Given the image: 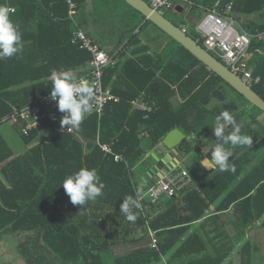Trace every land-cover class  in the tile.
<instances>
[{
    "label": "trees",
    "instance_id": "trees-1",
    "mask_svg": "<svg viewBox=\"0 0 264 264\" xmlns=\"http://www.w3.org/2000/svg\"><path fill=\"white\" fill-rule=\"evenodd\" d=\"M193 1L210 6L216 0ZM75 2L81 8L86 0ZM229 3L239 15L260 14L264 19V0H224L225 5ZM8 5L16 9L10 18L21 33L23 51L0 59V118L50 95L48 77L52 70H71L80 78L86 75L80 70L92 60L89 51L72 42L66 0H0V6ZM195 11L199 13L197 8ZM245 29L252 39L249 66L254 69V77L260 78L252 89L264 99V42L259 41L264 25ZM189 30L193 37L187 33L197 41L194 27ZM199 44L203 46L201 41ZM164 51L156 59L145 57L127 61L121 68L110 66L104 74V85H112L121 102L106 107L100 139L102 143L115 142L114 152L123 155L128 164L116 162L96 143V114L85 117L74 134H55L48 141L47 135L63 116L55 103L50 105L52 118L43 121L44 132L25 136L22 131L27 122H19L17 132L25 146L43 139L23 154L13 152L0 130V166L4 164L2 178L6 182L0 177V240L7 235L26 234L27 240L19 246L26 264H52L50 256L55 264H159L160 252L146 244L122 255L113 252L120 244L138 245L146 238H136L145 222L140 209L134 210V222L120 213L124 198L136 195L131 169L147 154L141 135L150 134V149L176 128L192 135L197 131L192 117L204 112L212 100L221 103L213 115L228 110L244 127L243 134L252 137V145L233 149L229 162L235 166V173L215 170L201 179L192 174L197 187L187 192L181 203L178 197L167 204L164 200L151 226L161 230L160 250L168 257V264H234V254L241 264H255L259 248L246 240V231L258 221L264 227V130L253 129V121L258 119L254 110L258 116L264 113L251 107L247 111L252 112V124H242L245 112L240 113V108L248 104L242 95L172 38ZM122 82L123 89H117ZM226 86L238 99L229 98ZM142 93L158 103L149 119L142 112H132V101ZM176 95L185 100L180 108L171 101ZM185 149L191 152L189 145ZM83 167L95 168L105 187L94 202L80 207L71 204L62 181ZM231 186L234 189L230 192ZM225 192L229 193L222 197ZM220 198L223 200L218 201ZM212 205L215 211L207 214ZM233 206L234 213H226ZM196 223L195 231L181 241ZM108 226L115 236L104 234Z\"/></svg>",
    "mask_w": 264,
    "mask_h": 264
},
{
    "label": "crops",
    "instance_id": "crops-1",
    "mask_svg": "<svg viewBox=\"0 0 264 264\" xmlns=\"http://www.w3.org/2000/svg\"><path fill=\"white\" fill-rule=\"evenodd\" d=\"M46 1L48 2V0H46ZM113 1L118 2L119 5L125 4L124 6H126V7L124 9H126V14L128 16L127 18H123L120 14H118L117 11L114 10L113 7H115L118 3L111 4V0L104 1L106 4L102 3L99 0H86V2L83 5H81V8L78 7V4L74 0L75 4L77 6V9H76V15L74 17V21H71L70 15H69V13H70L69 6L67 4V6H68L67 20L70 22L69 23V30L73 33L72 42H73V39L75 37L76 32L79 30L83 31L91 40L94 41V43L96 45H98L101 49L106 51L109 56H111L112 61H113V64L111 66H119L120 68L123 67V65L127 61H131V60L137 61V59L145 58V57L156 59V58H159L160 55H164L165 54L164 47L168 44V42L170 41V38L167 35H165V33H163L155 25H153V24L149 25L148 20L143 15L138 14L136 12V10H134L132 7H130L125 1H123V0H113ZM223 3H224V0H223ZM229 4H231V3H229ZM212 5H210V6L204 5V6L211 7ZM52 6L54 7L53 3H52ZM181 9H183L182 10V13H183V12L188 11V10L191 11L193 8L190 9V7H188V8L181 7ZM193 10L195 11V9H193ZM182 13L177 11L175 14H182ZM193 13H191V12H190V14L188 13L190 18H193ZM230 16L234 20H236L240 24L242 29L245 31H247L245 29L246 26L242 23V21L244 19L250 20L247 23L248 26H250V25H252V26L264 25V19L261 18L260 14H256L253 16H247L246 17L243 15L237 14L234 10V7H233L232 12L230 13ZM198 17L200 19L202 17V15L200 13H198ZM123 20H125V22L127 20V22L125 23ZM54 21L59 22L56 19ZM191 22H192V20H191ZM190 25L191 24L188 20V22L186 24H183L182 26H184L186 29L189 30ZM193 25H197V24H193ZM182 26H180V27H182ZM263 40H264V33H261L259 36V41L264 42ZM143 49H146V50H143ZM150 62L151 61L148 59L147 63H150ZM90 64H91V62L87 63L85 65V67H83L80 71L84 72L83 74L87 75L89 73L88 71H91V65ZM253 75H254V71H253ZM133 77H135V75H133ZM255 79L260 80V78H255ZM259 82H252L250 86L252 87V84H257ZM105 87L109 88L113 92V89H112L113 86L112 85L111 86H105ZM117 89H123V82H122L121 87L117 88ZM7 91L9 93L10 89H7ZM142 99L144 101H146L148 104L154 103L158 109V103L154 100H152V101L147 100L145 93H142L141 96L135 100H142ZM171 101H172L175 108H180L185 102V100H183L179 95H176ZM120 102H121V98H120ZM214 102H217L219 104V106L221 105V103L218 102L217 100H212L211 104L205 108L204 112H202L200 115H195L192 117V121H196L195 122L196 129H197L196 133L189 135V134H186L184 132V130H182L180 128H176V129H179V131H181L189 139L188 141L185 140L182 143V145L180 146L181 149H183L185 151L186 145H189V148H191V146H199V149L197 151H199L200 153L197 154V151H193V149H190L191 152H187L188 153L187 157L188 156H194L199 163H201L204 159L211 157V152H212L214 144L216 142V137L214 136L213 132L211 133V131H212L211 129L214 126L213 122H214V118H215V115H213L212 112L215 108H217L214 105ZM119 103H117V104H119ZM250 108L251 107H249L248 104L247 105H243V104L241 105L240 113H241V111H243L245 113H244V117L243 118L241 117L240 120L242 121V124H244V125L247 124L250 126V124H252V121H251L252 114L247 111V109H250ZM132 110H133L132 112L138 111V112L144 113L145 119H149L150 115L155 112L154 111L153 113L148 114V113L143 112L139 109H135L134 107H132ZM92 114H96L98 117V124H99L98 133H99L100 126H101V120L103 119L105 112H104L102 117H99L98 114L95 113L94 111L92 112ZM256 117H258V119L256 121H253V123H254L253 129H260L262 127L261 129L264 130V115H259V116L257 115ZM10 126H13L17 132L18 125H10ZM243 128H241L242 133L244 132ZM226 131H230V128L227 129ZM5 134H7V136H9L10 139L7 142H8V144H10L13 152H15L16 155L23 154V153L27 152L34 145H36L37 143H40L41 140H43L40 138L38 140V142H36L30 146H25L24 143H22V141L20 139V134H18V132L13 133V136H12L9 133V131L5 130L4 135ZM53 135H55V134H53V132L51 131L47 135L46 139H50ZM149 135L150 134L148 132H143L141 136H142V142L145 139H147L149 141V147H150L151 141H150ZM166 136H165V138H166ZM164 139H163V141H164ZM96 143L98 144V146L101 149H102L101 145H105V144L110 145L112 150H113V153L115 155L121 156V160H115V161L128 164V161L126 160V158L123 155L117 154L114 152L115 151L114 150L115 142L102 143V141L100 139V133H99ZM85 147H87V145H85ZM160 149L165 150L163 156H160L158 154ZM148 152H150V154L153 153L152 156H150V158L154 159V164L149 169L145 168L144 167L145 163H146L145 162L146 156H145L143 158V160L137 166H135L134 168L131 169V172L133 173V176H134V184H135L136 190L140 186V184H143V188L141 190L142 195L140 197H143L145 195L146 190L149 188L150 185H152L154 182H156V180H158L162 177H165L169 173L166 169L167 165H169L168 162H164V166L159 171H157L156 173L153 172L154 169H156V167H159L158 166L159 160L162 161L164 159L169 158L168 154L171 151L165 147L163 142H161L156 147L147 151V153ZM105 153H107V152H105ZM107 154H109V153H107ZM109 155H112V154H109ZM112 156H114V155H112ZM3 167H4V164L0 166V173H1L0 177L1 178H2ZM252 167H253V165H252ZM251 168H249V169H251ZM215 170L216 169H214L213 171H215ZM208 173L209 172H207L206 175ZM3 181H4V179H3ZM4 183H6V182L4 181ZM196 184H198V182L194 180L193 187L186 190L182 196L178 197L179 203H181L184 200V196L186 195L187 192H189L193 188L197 187V186L195 187ZM235 185H237V182L235 183ZM233 189H234V187L231 186L230 192ZM227 193H229V192H225V194L222 197L226 196ZM172 199L173 198L163 197V199L159 203V205H152L148 199H146L144 201V205L148 207L149 215L151 217V222L161 212L162 205H165V202L167 204ZM164 200H165V202H163ZM221 200H223V199L220 198L218 201H221ZM160 205H161V207H160ZM157 208H158V210H156ZM215 209H216V206L212 205L210 210L207 212V214L213 213L215 211ZM234 211H235V207L233 206L226 213H234ZM143 219H144V217H143ZM261 224H262V222L258 221L254 227H252L246 231V240L253 242V244H255L256 246H257V243L255 242L254 239H252L253 241L250 240V236H251L252 232L258 233V231L260 232L262 229H264V227H262ZM197 225H198V223L194 224L191 227V229L189 230V232H187L183 236V238H181V241H185L195 231ZM154 230L158 231V232L161 231V230H156V229H154ZM139 237H146V238L144 241H142L138 245L120 244V245L116 246V248L120 249L119 254L122 255L124 253L129 252V251L131 252V251L139 248L140 246H144L146 243H147L146 245L149 247L150 241H149V238L147 235L145 222H144L143 229L141 228L138 230V234H137L136 238H139ZM159 247H160V240H159ZM238 247H241V245ZM258 248H260V247H258ZM119 254H115V255H119ZM258 255H259V252L257 253V255H255V257ZM163 258L167 259V261L169 260L167 256H165L163 253H161V250H160V263L162 262ZM236 258H238V257L236 254H234L233 259H232V260H234V264L236 263Z\"/></svg>",
    "mask_w": 264,
    "mask_h": 264
},
{
    "label": "built area",
    "instance_id": "built-area-1",
    "mask_svg": "<svg viewBox=\"0 0 264 264\" xmlns=\"http://www.w3.org/2000/svg\"><path fill=\"white\" fill-rule=\"evenodd\" d=\"M151 8L165 16L166 12L176 13L178 8L190 7L199 10L202 17L199 19L195 27V34L197 42H202L203 47L211 54H216L219 60L224 63L233 73L243 79L249 86L252 82H259L255 79L253 70L249 66L252 58L250 52L252 39L247 34L240 24L234 20L230 13L233 10L232 4L225 5L223 0H217L211 7H206L202 4L195 3L193 0H144ZM69 6L70 20L74 21L77 6L74 0H66ZM10 16L16 13V9L8 5ZM186 33L188 29L181 27ZM73 43H80L82 49H86L92 55L91 71L89 74L80 77L88 80L94 85V112L102 117L105 109L111 103L117 104L120 98L117 97L109 88L104 85L105 70L112 64V58L108 53L102 50L98 45L81 30L77 31L73 39ZM53 101L50 95L36 101L33 105L25 107L21 110H14V112L5 118H0V127L5 124L18 125L19 122L26 121L27 125L23 129L25 136H30L33 131H43V121L47 118H52L50 105ZM132 107L139 109L148 114L153 113L156 109L155 104H148L146 101L134 100ZM53 134L70 133L66 127H62L60 121L52 131ZM49 141V139H47ZM102 149L114 155L115 160H121V156L115 155L110 145H101ZM194 179L188 169L176 168L162 177L146 190L143 197H139L141 204L140 212L145 219V227L149 238V247L160 252L158 231H155L151 226V217L149 215L148 207L144 205L146 199L152 205H159L163 197H180L183 193L193 187ZM160 264H168L167 259L163 258Z\"/></svg>",
    "mask_w": 264,
    "mask_h": 264
},
{
    "label": "clouds",
    "instance_id": "clouds-1",
    "mask_svg": "<svg viewBox=\"0 0 264 264\" xmlns=\"http://www.w3.org/2000/svg\"><path fill=\"white\" fill-rule=\"evenodd\" d=\"M22 51V36L10 18L9 8L0 6V59L12 58ZM48 79L51 81L50 99L63 114L61 126L69 131H79L85 117L91 115L94 110V85L84 78L73 75L71 70L54 69ZM213 125L211 130L216 142L205 167L235 173V166L229 162V158L233 156V149L250 147L253 139L242 133L241 126L228 110H223L215 116ZM229 128L230 131H226ZM62 187L71 204L83 207L100 197L105 185L95 168L83 167L67 175L62 181ZM142 188L143 184H140L135 197L126 196L120 203V213L130 222L137 219L134 210L141 207L139 197L142 195Z\"/></svg>",
    "mask_w": 264,
    "mask_h": 264
},
{
    "label": "water",
    "instance_id": "water-1",
    "mask_svg": "<svg viewBox=\"0 0 264 264\" xmlns=\"http://www.w3.org/2000/svg\"><path fill=\"white\" fill-rule=\"evenodd\" d=\"M134 10L143 15L148 21L159 28L167 36L175 40L182 47L187 49L193 56H195L201 63H203L210 71L221 77L228 85H230L237 93L242 95L248 102L249 107H257L264 113V99H262L242 78L233 73L224 63L219 60L216 54L209 53L202 45L199 44L188 33L183 31L180 27L175 25L164 15L155 12L151 6L144 0H123ZM181 8L177 11L182 13ZM185 140H189L179 129L170 132L163 141L165 147L171 152L168 154L169 158L158 161V166L154 169V173L159 171L164 162H168L166 169L171 172L176 167L180 166L182 169H188L197 178H203L207 172L213 171L206 168L208 158L199 163L194 156H188L187 151L181 149V145ZM193 151H197L199 146H191Z\"/></svg>",
    "mask_w": 264,
    "mask_h": 264
},
{
    "label": "rangeland",
    "instance_id": "rangeland-1",
    "mask_svg": "<svg viewBox=\"0 0 264 264\" xmlns=\"http://www.w3.org/2000/svg\"><path fill=\"white\" fill-rule=\"evenodd\" d=\"M99 1H101L102 3H105L104 1H107V0H99ZM113 3H118V2H114L113 0H111V4H113ZM122 5H119V3H118L113 8L123 18H127L128 16L126 14V9H124L126 6H124L125 4H122ZM184 8H188V7H184ZM190 12L191 13L194 12L193 13V18L189 17L188 13L190 14ZM165 17L167 19H169L171 22H173L175 25H177L178 27L182 26L183 24H186L188 22V20H189V22L191 24L189 27H194V31H195V26L196 25H193V24H197L199 22L198 12L194 11L193 9L191 11L190 10L185 11L182 14H175L173 12H166L165 13ZM191 20H192V22H191ZM123 21L125 22V20H123ZM248 21H250V20L244 19L242 21V23L245 26H248V24H247ZM126 22H127V20H126ZM252 70L254 71L253 68H252ZM225 90L229 94L228 96H229L230 99H238L236 94L228 86L225 87ZM214 105L216 107L219 106V104L217 102H214ZM254 111H255L254 114L257 116L258 115V111L257 110H254ZM248 112L252 114V112H250V111H248ZM0 130H1V132L3 134H4V131L7 130V131H9V133L12 136H13V133H17L15 128L13 126L8 125V124H5L2 127H0ZM4 136H5V140L9 141V139H10L9 136H7V134H5ZM142 147L146 151L150 150L149 141L147 139H145L142 142ZM164 152H165L164 149H160L158 154L160 156H163ZM198 153H200V152L197 151V154ZM152 154L153 153L150 154V152H148L147 155H145L146 156V158H145V162L146 163H145L144 167L147 168V169H149L154 164V159L150 158V156H152ZM111 220L112 219H110V221ZM104 234L108 235V236L109 235H111V236H115L116 235L115 231H113V228H111L109 226H108V229L106 231H104ZM26 238H27L26 234H15V235L4 236L3 239L0 240V261H1V263H3V264H26L25 259L22 257V255L20 253V249H19L20 244L24 243L27 240ZM252 239H254L255 242L257 243V246L260 247L259 248V250H260L259 251V255L255 257V264H264V229H262L260 232L258 231V233L252 232V234L250 236V240H252ZM113 252L115 254H119L120 253V249L114 247V251ZM48 260L50 262H52V264H55V262L53 261L51 256L49 257ZM235 264H241L239 256H238V258H236V263Z\"/></svg>",
    "mask_w": 264,
    "mask_h": 264
}]
</instances>
